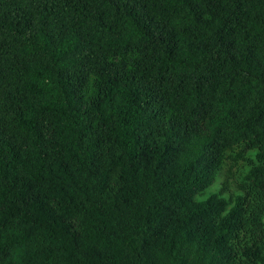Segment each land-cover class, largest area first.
Returning <instances> with one entry per match:
<instances>
[{
    "label": "trees",
    "instance_id": "trees-1",
    "mask_svg": "<svg viewBox=\"0 0 264 264\" xmlns=\"http://www.w3.org/2000/svg\"><path fill=\"white\" fill-rule=\"evenodd\" d=\"M0 264H264V0H0Z\"/></svg>",
    "mask_w": 264,
    "mask_h": 264
},
{
    "label": "rangeland",
    "instance_id": "rangeland-1",
    "mask_svg": "<svg viewBox=\"0 0 264 264\" xmlns=\"http://www.w3.org/2000/svg\"><path fill=\"white\" fill-rule=\"evenodd\" d=\"M256 161V150L250 151L243 159H235L229 155L217 173L214 182L197 196L206 199L211 194H219L231 203L236 195L244 193L248 188L245 176Z\"/></svg>",
    "mask_w": 264,
    "mask_h": 264
}]
</instances>
